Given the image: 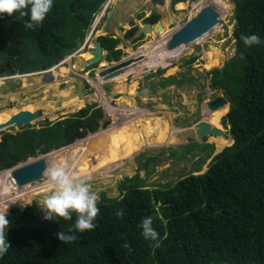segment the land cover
<instances>
[{
  "label": "trees",
  "instance_id": "16d2710c",
  "mask_svg": "<svg viewBox=\"0 0 264 264\" xmlns=\"http://www.w3.org/2000/svg\"><path fill=\"white\" fill-rule=\"evenodd\" d=\"M230 1L234 5V54L222 74L214 73L211 86L226 94L231 87V105L226 115L220 117L224 116L221 125L228 129L232 144L226 147L230 141H225V148L211 159L204 174L195 175L200 171L196 168L172 186L148 188L138 175L123 179L117 197L100 195L96 202L99 209L94 221L96 227L90 231L69 233L75 214L69 220L58 218L52 222L44 220L32 206L23 212L12 209L7 216L9 224L5 234L10 247L0 257V264H264V45L245 47L240 39L242 35L255 34L264 40V0ZM104 2L53 0L50 12L34 31L23 27L27 16L13 19L4 14L0 18V77L4 76L6 67L21 76L46 71L74 53ZM184 3L185 0H172L171 8L174 10ZM158 19V14H152L145 22ZM159 25L162 32L164 25ZM155 26L148 31L151 36ZM98 41L104 50L114 49L119 43L110 36L99 37ZM154 44L161 46L160 41ZM120 54V51L113 52V59L117 60ZM106 61L110 58L106 57ZM174 72V68H169L165 76ZM120 79L116 77L114 81L120 82ZM174 82L177 80H166L160 87ZM73 98L63 107L78 105L80 109V99ZM125 100L126 106L133 105L131 97ZM36 105L26 109L37 113ZM39 105L49 114L50 103ZM14 113H0V121ZM101 117V110L91 105L54 123L44 121V126L38 129L27 125L15 134L1 133L0 171L36 157L37 151L46 154L71 144L87 132H95ZM83 146H71L69 150ZM208 148L204 159H199L201 165L212 157L213 146H196L204 151ZM178 149L189 154L192 148L180 146ZM147 162L151 159L143 164ZM79 172L87 173L88 169ZM3 173L0 175L5 182L0 181V189L13 184ZM95 173L98 176L101 170ZM27 188L0 199V207L6 208L5 205L26 195ZM37 192L47 193V186ZM30 198L12 205H27ZM119 209H123V216L118 219L115 213ZM148 216L153 217L159 247H151L141 236L138 225ZM58 232L74 234L76 240L61 242Z\"/></svg>",
  "mask_w": 264,
  "mask_h": 264
},
{
  "label": "rangeland",
  "instance_id": "374dc122",
  "mask_svg": "<svg viewBox=\"0 0 264 264\" xmlns=\"http://www.w3.org/2000/svg\"><path fill=\"white\" fill-rule=\"evenodd\" d=\"M115 1L116 0H113V2ZM186 1L190 5L189 7H184V5L181 4L185 9L180 10L176 7V9L172 11L169 5L167 7H164L163 5H159L157 7L156 4L150 3L145 8L140 7L139 3L143 2V0H140L137 2V5H139L135 8L137 9V19L148 14V12H156L160 16L158 22L164 25L163 31L155 32L153 30V36L146 33L134 45H128L130 37L128 31L124 35V30H127V27H117V33L113 34L117 37L116 40L119 42L122 41L121 44H119L120 46L116 47V49L121 50L119 61L127 59L129 55H136L137 49L139 50L140 48H142L140 50V54L145 56L146 59L154 54L147 64L148 67L152 68V73L150 75H146V68H143L139 74L135 73L137 76L129 75L126 77L127 79L124 77V82H121L122 85L120 82H114L111 79L107 82H101L98 80L96 75L97 72L101 71L105 65H107V63L102 62L101 60L100 64L97 66L88 67V71H86L87 69L84 71L82 69V64L87 61V58L88 60L91 58L89 52L86 51L87 48H84L81 52H74L68 55L66 59L63 60V64H60L62 62L61 61L58 65L53 67L51 71H42L38 74L30 76L0 78V113L9 111H14L16 113L19 110H28L31 106L40 103H50L52 106L53 110H51L49 114L43 115V119H39L31 124H28L31 128L38 129L42 125L44 126V121L54 123L57 120H61L62 118L72 115L78 110L91 105H94L95 107H98L99 105L104 111L106 120L109 119L107 116L108 112L105 111L108 110V106L113 110L111 114L114 117L111 124L107 123L104 125L103 123L105 120L102 116L101 119H98L99 128L95 132L75 139L74 142L69 144V146L67 145L64 152H58L50 155V153L54 151L51 150L48 153L50 155L49 157H40L46 161V169L43 172L42 179L36 182L28 183L21 187L9 184L6 185L5 188H1L0 199H5L10 195L22 193V188L28 186L26 189V195L8 205H5L8 208L10 207V213L12 212V208H16L15 205H12L13 203L27 199L30 196L31 198L26 206H32L41 211V208L43 207V199L46 197L48 192L42 194L37 191H40L43 186H47L44 174L46 175L47 168L49 166L56 164L58 161H63L67 170L75 172L77 176L82 173H78L79 170L88 169V172H83L82 175L89 180L85 177L82 178L86 179V182L91 185V190L97 194V201L99 200L101 194H105L108 198L117 197L119 194L118 187L120 182H122L125 178L133 177L135 175H138V177L144 181V185H147L149 188H155L156 185L169 184L172 186L175 182L179 181L181 177H184L192 171H196V168L200 169V171L195 175L205 173L211 159L204 161V164L202 163V165L199 159H204L206 152H208L209 149H206L205 151L192 150L193 152L191 151L189 154L179 152L178 147L181 144H186L184 134L179 131L182 129H190L197 125L198 121L202 120V104L205 101L208 92L213 91L209 89L211 87V76L219 68L223 69L225 64L234 54V40L232 39L234 5L230 0ZM224 4H226V6H224ZM207 5L212 6L218 13L219 18L217 29H215V27L206 35L197 39L194 42L195 44H188L186 50H184L181 55H179V53L177 58L166 61V63L173 62L176 65L174 73L167 76H165L166 74H164V76H160L159 73H154V63L156 60H159V55L157 54L164 52L163 50L160 51L161 47L165 49V46H156L154 43L160 41V44H166L164 41L168 40L173 32L181 28L182 25L191 17L195 16L200 8ZM127 6L131 7L132 2H127L125 7ZM183 7H181V9ZM109 10L110 9L107 10V13H109ZM132 13L136 12H134V10L128 11L124 17H128ZM139 21H137L138 26L140 25ZM115 22L116 21L113 23ZM102 27L103 21L100 22L98 26L97 31L99 32L94 34L91 39L98 35H105L102 32ZM111 30L112 26L109 24L108 32H111ZM88 31L86 32L85 37H87V34L89 33ZM141 31L142 29L140 28L139 32ZM206 44L213 45L218 48V50H208ZM123 47L128 48L126 53L125 50H123ZM176 52L177 50H173L172 54ZM191 54L196 57L190 65H186V60ZM174 55L175 54H173L171 58H173ZM165 64L162 63V65ZM142 65L144 64H141L140 66ZM177 67H179L178 71ZM62 68H64V71H60ZM145 75L146 77H144ZM171 79H175L177 82L167 85L165 88H161L160 85L159 87L157 86V84ZM120 81H123V79ZM116 86L119 87L116 88ZM59 91H68V93L60 94L61 92ZM229 91H231V87H229ZM229 91L226 90L228 94L227 96L230 98ZM71 97L80 99V109H78V105H70L67 108L63 107V103L67 102ZM130 97L133 101V105L131 107L126 106L127 102L125 100ZM225 99V103H227L228 100L226 97ZM26 107H28V109H26ZM221 110L224 115L226 112L225 108L223 107ZM121 111L127 114H123L122 116L120 115ZM211 114H208L206 121L220 129L219 120H213L217 113H214L213 115ZM147 119L150 125L145 126L146 133L144 135H141L140 133L137 134V132H139V124L142 122L147 123ZM164 125H167V128H165ZM119 127H122L121 129L130 128V130L126 131L123 129V131L120 132L121 135L118 133L116 135L117 137L111 136L112 134H116L117 131H120ZM22 129H24V126L19 128L11 127L0 132V134H15L20 132ZM135 129H137V132L136 135L133 136L130 131ZM104 131L108 132L105 133ZM93 134H98L97 136L94 135L92 137L94 140H91V137H88L83 141L86 136ZM123 136H127V139L124 140L125 138H121ZM119 138H121L122 145L114 146L112 143H119ZM81 141H83L82 144L85 147L83 146L81 149H76L74 151L69 150L71 145L75 146L76 143ZM225 141H230L229 145L231 144L230 139L220 138L218 140L216 138H208L204 144H212L214 147L212 157H214L217 153L221 152L223 148H225V146L222 149L218 148L220 143H225ZM91 144H94V147H92L93 149L91 148L92 151L97 150L96 152H91V149H88L89 152H87V150L86 152H80L89 147ZM229 145H227V147ZM80 154L84 156L75 162V158L78 156L80 157ZM119 154L121 156L128 154L133 157L132 159L130 158L124 160L119 167L115 168L111 172H107L109 171L108 169L99 165V161H103L105 162V165H107V163L111 162V157ZM35 158L36 157H34V159ZM52 159H56L57 161L50 163L49 161ZM147 159H151V162H147L144 165L143 163ZM31 160H33V158H30V163L32 162ZM81 160L82 163H80ZM94 168L104 169L101 170L100 175L96 176V174L93 173L95 170ZM3 172V174L8 177L10 169L3 170ZM0 181L2 183L5 182L3 180V176L1 175ZM1 208L4 207H0V210Z\"/></svg>",
  "mask_w": 264,
  "mask_h": 264
},
{
  "label": "clouds",
  "instance_id": "9594fccd",
  "mask_svg": "<svg viewBox=\"0 0 264 264\" xmlns=\"http://www.w3.org/2000/svg\"><path fill=\"white\" fill-rule=\"evenodd\" d=\"M170 2H172V0H169V2H167V0H155V3L150 1L151 4H156L157 7L159 5H163L164 7H167ZM113 3H114L113 0H105V2L101 5L99 11L95 14V16L93 18L94 22L92 21L93 24L91 23V25H92V26L90 25L91 28L89 27V29H88L89 33L87 34V37H85V39L82 42L83 44L81 43L82 45L81 44L79 45L80 48L77 49L75 51V53L81 52V50H83L84 48H87L86 51L89 52V54H90L91 50L94 49L93 40H97L98 41L99 37H107V36L112 37L113 36L112 37L113 39L117 38V37H115L113 35L114 33H111L112 36L110 34H106L105 30H103V27H102V32L105 35L104 36L98 35L95 38L91 39L94 34L99 32V31H97V29H98V26H99L100 22L103 21V26H104V22H106V25H107L108 16H110V12H111V10L113 8L112 7ZM52 5H53V0H0V18H2L4 14H7L9 17H12L13 19H21V18L27 16L28 19L23 21V27L26 30L34 31L41 25V23L45 19L46 15L50 12V10L52 8ZM183 5H184V7H186V6L189 7L190 6L189 3L186 0H185V3ZM25 9L27 11H25ZM108 9H110L109 13H107ZM183 9H185V8H182L180 10H183ZM171 10L174 11L175 9L173 10L171 8ZM14 13H16L17 15L14 16L13 15ZM156 14H158V13H156ZM146 19L147 18L142 17L141 20L139 21L140 22V25H139L140 27L138 25H136L133 29L128 31V33H130L132 30H134V32H131L132 34L130 35L129 39L132 38V36L138 32L139 28H141L145 24H152V26H154V24L156 25V23L159 20L158 19L155 22H145ZM106 25H105V29H106ZM216 26H218V24ZM155 28H156V26H155ZM144 35L145 34H140L139 37L136 38L137 39L136 41L140 40V38L143 37ZM240 39H241V41H242V43L244 44L245 47L256 46V45H264V40H261L255 34H251V35H247V36L242 35L240 37ZM121 42L122 41H120L116 45V47L120 46L119 44H121ZM116 47L114 49H110V50H112V54L115 51H120V53H121V50L120 49H116ZM141 49L142 48H140L139 50L137 49V54L136 55H129L127 57V59H124V61H126V60H134V61L129 66L121 69V72L124 71L126 68H129V69L131 67L132 68L133 67L136 68L137 67V66H135L136 64L140 65L141 61L147 60L142 54H140V50ZM106 51H108V50L102 49V52H101V56H102L101 60H102V62H106L107 63V65H105V67L103 69H105V68H107V67H109V66H111L113 64H116V63H118L120 61H123V60L119 61V58H120L121 54H120L119 58L117 60H115V59H113V56H112V58H110L109 56L105 55ZM138 55H141L144 58V60H141V61L137 62V56ZM106 57L110 58L109 62L106 61ZM91 58H92V56H91ZM64 59H66V57ZM159 59H160V57H159ZM63 60H62L61 63L60 62L59 63L63 64L64 63ZM101 60L99 61V63H97V64H95L93 66L95 67L98 64H100ZM88 61L89 60H87L85 63H87ZM189 61H192V60H189ZM189 61H186L185 64H190V63H188ZM166 65H167L166 67L162 66V67L153 69V70H155L154 73H159L160 76H164V74L162 75L160 73V70L164 69L167 72V70L170 67L176 68V65L173 62L166 63ZM55 66H53V67H55ZM88 67H91V66H87L83 70L85 71ZM94 67H92V68H94ZM52 68L49 69V70L51 71ZM92 68H89V69H92ZM178 69H179V67H177V71H178ZM49 70H46V71H49ZM86 71H88V69ZM99 72H97V75H96L98 78H99V76H98ZM121 72L118 75H120ZM217 72H218V70H217ZM222 72H223V69H222ZM38 73H40V72H38ZM38 73L29 74V75H22V76H30V75H35V74H38ZM151 73H152V71L150 69L146 68L145 74L146 75H150ZM137 74L130 73L129 75L137 76ZM146 75L144 77H146ZM20 76L21 75H15L14 74L13 76H10V77L3 76V78H14V77H20ZM116 77H114V78H116ZM126 77L127 76H125V78ZM144 77H143V79H144ZM0 78H2V77H0ZM114 78H112V79H114ZM101 79H103V78H101ZM108 80H110V79H108ZM108 80H106V81H108ZM103 82H105V80ZM159 85L160 84H157L158 87H159ZM218 91L220 93H219L218 97L215 98V99H219V100H222V101L225 102V100H226L225 97H226L228 102L225 103V105H223L221 108H223L224 106L227 105V107H228L227 111H228V109H229V107L231 105V104L229 105V97H227V94L225 93L224 90L219 89ZM223 93H224V95H223ZM210 94H211V92L209 91L207 97L205 98V101L202 104V112H201L202 120L198 121V126L195 129H193V127H192L190 129H182L181 130V133H183V134L185 132H192L193 133L192 137L191 136H187L186 137L184 135L185 136V140H186V144L185 145H182V144L180 145V146H188V147L190 146V148H192L190 150V152L192 150H201V149H196V146L208 145V144H202V143L198 144L197 142H193L192 140L195 139V138H196V141H198V142H201L202 139H204L205 137H208V136L210 137V139L222 138V137H215L213 135H207V136L203 137L202 139H198L197 134H196L197 129H198V127L201 124H205L207 126L211 125V124H209L206 121L208 114H211L212 112H214V111H211L210 108H209V105L213 101V100L210 99ZM97 108L101 110L102 116L104 117L105 121H104L103 124L104 125L107 124V123L109 124L110 120L109 119H107V120L105 119V115H104L103 109L99 105H98V107L97 106L95 107V109H97ZM107 109L108 110H105L106 112H110L112 110L108 106H107ZM219 109H217V110H219ZM81 110L82 109L78 110L77 112H79ZM123 114H124V112L121 111L120 115L123 116ZM222 118L219 120V127H220V130L225 134V138H223V139H230L228 137V135H227L228 129L221 125ZM210 127H212V126H210ZM88 134H90V132H87V135ZM231 144H232V141H231ZM209 145L212 146V144H209ZM66 147H67V145L63 146V147H60L59 149H56L54 151H57V150H60L62 148H66ZM181 152H183V150H181ZM213 152H214V147H213ZM46 154H48V153H46ZM212 158L213 157H211L210 159H212ZM24 162H22V163H24ZM14 167H16V165L11 167V168H9V169H12ZM0 172L2 173L3 171H0ZM46 182H47L48 194L43 199V207L41 208V210L44 213V215H43V219L44 220H48V221H52V222H57L58 218H63L64 220H69V219H71L72 215L75 214L76 215V219H75L74 224L69 228V233H72L73 230H75V232L90 231V230H93L96 227L94 221H95V219L97 217V214L99 212V209H98L97 204H96L98 197H97V194L94 191L91 190V185L88 182H86L85 178H81V177L77 176L75 174V172L68 171L66 166L64 165L63 161H58L56 164H54L52 166H49L47 168ZM145 186H147V185H145ZM26 207L27 206H24V209ZM12 209H14V208H12ZM12 209H11V211H12ZM10 214H11L10 210L7 213V208L4 209V210H0V257H3L4 254L8 251V249L10 247L9 242H8V240H6V235H5L6 234V230L8 229V224H9L7 216L10 215ZM115 215H116V217L118 219L121 218L123 216V209L117 210ZM152 225H153V217L148 216V217L143 218L140 221L138 227L142 230L141 231V236L143 237V239L145 241H148L151 247L155 248V247H159L160 240L158 239V233L154 230ZM57 237H58V239L61 242H64V243H71V242L76 240V235H74V234H66L64 232H58L57 233ZM125 247H127V244H125Z\"/></svg>",
  "mask_w": 264,
  "mask_h": 264
},
{
  "label": "water",
  "instance_id": "95a60500",
  "mask_svg": "<svg viewBox=\"0 0 264 264\" xmlns=\"http://www.w3.org/2000/svg\"><path fill=\"white\" fill-rule=\"evenodd\" d=\"M110 16H108L109 19ZM218 13L215 11V9L212 6H205L199 10V12L196 13L195 16L191 17L189 20H187L181 28H179L176 32H174L170 38L167 40V44L165 45V50L172 51L173 49H176L180 46H186L190 43H193L195 40L201 38L203 35L207 34L211 29L216 27L218 24ZM106 22H104L103 30H105ZM152 27V24H145L143 26L142 32H138L132 36V39H136L139 34H146L148 31H150ZM161 26L159 23H156V29L155 32H160ZM94 49L91 50L90 54L92 58L87 62L82 64V69L86 68L87 66H93L101 60V52L102 48L100 46V43L97 40H93ZM107 56L112 58V50H108L105 52ZM144 60V58L141 55L137 56V62ZM134 60H126V61H120L116 64H113L103 70H101L98 73L99 78H103V80H108L116 77L120 72L121 69L129 66ZM160 73L163 75L166 73L164 69L160 70ZM218 73H222V69H218ZM14 73L11 71L9 67L5 68L4 76L10 77L13 76ZM223 105H225V102L219 99H215L211 102L209 105V108L211 111H215L219 108H221ZM39 119H43V116H41L38 113L30 112L28 110H19L11 117L3 122L0 123V132L11 128V127H23L25 125L31 124L32 122H35ZM99 121V120H98ZM197 137L198 139H202L203 137L207 135H213L215 137H222L225 138V134L218 128L210 127L205 124H201L197 129ZM184 135L187 136H193L192 132H185ZM46 154L41 153L40 151H37L36 158L31 160L30 159L25 161L24 163L18 164L16 167L10 169L9 178L10 181L13 182V184L16 187L24 186L31 182H36L40 179H42L43 172L46 169L45 160L41 159L40 157H45ZM39 160V161H37ZM34 161V162H33ZM1 173V172H0ZM20 212L24 211V207L18 208ZM40 216H43L44 213L41 210L39 212Z\"/></svg>",
  "mask_w": 264,
  "mask_h": 264
},
{
  "label": "bare ground",
  "instance_id": "6f19581e",
  "mask_svg": "<svg viewBox=\"0 0 264 264\" xmlns=\"http://www.w3.org/2000/svg\"><path fill=\"white\" fill-rule=\"evenodd\" d=\"M132 2V1H131ZM200 2V1H199ZM145 5V4H144ZM120 6V5H119ZM224 6H226V4H224ZM181 7H183V5H181V4H179V5H177V8L178 9H181ZM117 8V7H116ZM184 8V7H183ZM126 9V8H125ZM113 11V10H112ZM223 11V10H222ZM123 12V11H122ZM113 13V12H112ZM126 13V12H125ZM128 13V12H127ZM120 15V14H119ZM124 15V14H123ZM114 17V16H113ZM126 20V19H125ZM124 21V20H123ZM123 23V22H122ZM142 32V31H141ZM149 34V33H148ZM167 41V40H166ZM166 41H164L165 43H166ZM167 44V43H166ZM166 44H164V43H162L161 45L162 46H165ZM161 47V46H160ZM186 48H187V46H180V47H178V48H176V49H173V50H177V52L176 53H173V54H175L174 55V57L173 58H171L172 57V51H167V50H165L164 51V48L163 47H161V49H160V51L161 50H163L164 52L163 53H159V54H157V55H159L160 56V54H161V60L159 59V57H158V59L159 60H156L155 61V63H154V69H156V68H159V67H162V66H164V67H166L167 65L165 64V65H162V63H166V61L167 60H169V59H174V58H177V55L179 54V55H181L182 53H183V51L184 50H186ZM217 50L216 49V47H214V48H209L208 50ZM165 54V55H164ZM154 54H152L151 56H149L148 57V59L147 60H144V61H141L140 62V65L141 64H144V65H142V66H140L139 64H136L135 66H137L136 68H126L124 71H122L121 72V74L123 75V78L125 77V76H128L130 73H138L139 74V72H141L142 71V69L143 68H147V69H150V70H152V68H150V67H148L147 66V64H148V62H149V60L151 59V57L153 56ZM145 57V56H144ZM146 58V57H145ZM69 68V67H68ZM72 72V71H71ZM20 77H22V76H20ZM140 79V78H139ZM98 80H100V81H104L103 79H101V78H98ZM112 81H114V79H111ZM105 82H107V81H105ZM115 82V81H114ZM120 84H121V82H120ZM122 85V84H121ZM119 86H116V88H118ZM121 87V86H120ZM132 87H133V85H132ZM114 88H115V86H114ZM103 97V96H102ZM73 97H71L66 103H70V102H72L73 101ZM64 104V103H63ZM36 107H38V110H37V113L38 114H40L41 116H43V114H45L46 115V113H44L43 112V108H41L40 107V105L39 104H37L36 105ZM224 108H225V111H227V106H224ZM51 110H53L52 109V107H51V109H49L47 112H50ZM222 110H221V108L219 109V110H216V111H214V112H212L213 114L214 113H217L218 114V116L220 115H223V113L221 112ZM55 112V111H54ZM124 114H127V113H125L124 112ZM129 114V113H128ZM11 116H10V114H8L7 116H5V118H4V120H2V121H0V123H3V122H5V121H7L9 118H10ZM139 120H141V119H139ZM216 120V119H215ZM124 125V124H123ZM138 125V124H137ZM147 125H150L149 124V121H148V119H147V123H141V124H139V132H137V129H135V130H132V131H130V133L131 134H133V136L134 135H136V132H137V134H145L146 133V128H145V126H147ZM163 126V125H162ZM167 125H164V127L165 128H167L166 127ZM212 127H215V128H217L215 125H212ZM122 127H119V129H120V131H117V133L116 134H112L111 136H116L118 133H119V135H121L120 134V132L121 131H123V129H125V128H123V129H121ZM162 128V127H161ZM163 129V128H162ZM219 129V128H218ZM126 131L127 130H130V128H126L125 129ZM170 130V129H169ZM101 132V131H100ZM99 132V133H100ZM105 133H107L108 131H104ZM179 132H181V131H179ZM98 133V134H99ZM112 133V132H111ZM98 134H93V135H89V136H86L84 139H83V141L85 140V139H87L88 137H91V140H94V139H92V137L94 136V135H98ZM141 135H139V136H141ZM170 136V135H169ZM169 136H168V138H169ZM117 137V136H116ZM127 136H123V137H121V138H125L124 140H126L127 138H126ZM143 137V136H142ZM142 137H140V138H142ZM170 137H172V136H170ZM121 138H119V140H120V142L119 143H117V142H113L112 144H114V146H120V145H122V141H121ZM167 139V138H166ZM217 140L219 139V138H216ZM220 139H223V138H220ZM115 140V139H114ZM116 140H118V139H116ZM128 140H130V139H128ZM83 141H81V142H79V143H76L75 145L78 147L79 145H82L81 143L83 142ZM166 141H170V140H166ZM125 142V141H124ZM165 142V141H164ZM216 142V141H215ZM116 143V144H115ZM217 143V142H216ZM216 143H214V144H216ZM96 144V143H95ZM111 144V145H112ZM124 144V143H123ZM94 144H91L89 147H87V148H85V149H83L82 151H80V152H86V150H87V152H89L88 151V149H91L92 147H94L93 146ZM225 145V143H220V146H218V147H223ZM72 146V145H71ZM67 148V147H66ZM62 149H64V148H62ZM93 149V148H92ZM92 149H91V152H96V151H92ZM61 150V149H60ZM57 151H59V150H57ZM57 151H53V152H51V153H55V152H57ZM113 151V150H112ZM135 151V150H134ZM140 151V150H139ZM139 151H136V152H139ZM107 152H108V150H107ZM50 153V154H51ZM47 155H49V154H47ZM46 155V156H47ZM84 155H85V153H84ZM84 155H81L80 154V157L78 156V157H76L75 158V162L77 161V160H79L80 158H82ZM131 155V154H130ZM64 156H65V154H64ZM132 157L133 156H129L128 154H125V155H116V156H113V157H111L110 158V160H111V162L110 163H107V165H105V162H103V161H99L100 163H99V165L100 166H104L106 169H108L109 171H107V172H111V171H113L115 168H117V167H119L121 164H122V162L124 161V160H127V159H132ZM58 158V157H57ZM97 158V157H96ZM90 159V158H89ZM108 159V158H107ZM106 159V160H107ZM52 160H56V159H52ZM52 160L51 161H49L50 163H52ZM80 163H82V160L80 161ZM87 169V168H86ZM85 169V170H86ZM95 170L93 171V173H95L96 172V170H102V169H104V168H94ZM8 171V170H7ZM96 174V173H95ZM79 176H83L82 175V173H80L79 174ZM15 203H17V202H15ZM15 203H13V204H15ZM24 206H26V204H18L17 206H16V208H22V207H24ZM7 208V213L9 212V209H10V207L8 208V207H6ZM6 208H1V210H4V209H6Z\"/></svg>",
  "mask_w": 264,
  "mask_h": 264
},
{
  "label": "crops",
  "instance_id": "0c3cea01",
  "mask_svg": "<svg viewBox=\"0 0 264 264\" xmlns=\"http://www.w3.org/2000/svg\"><path fill=\"white\" fill-rule=\"evenodd\" d=\"M132 1V6L131 7H125L127 2H131ZM140 0H116L113 5H112V10L110 12V17L108 19V25L110 24L112 26V30L114 32V34L117 33V27H127L131 24H134V27L137 25V21L141 20V18L137 19V6L140 4V7H146L150 4V1L152 0H143L142 3H139L137 5V2H139ZM153 3H155V1H152ZM167 2H169V0H167ZM145 4V5H144ZM120 5V6H119ZM117 7V8H116ZM126 8V9H125ZM136 13H132L130 14L128 17H124V15L128 12V11H133ZM124 11V12H122ZM113 12V13H112ZM126 12V13H125ZM120 14V15H119ZM124 14V15H123ZM114 16V17H113ZM159 16V15H158ZM160 17V16H159ZM126 19V20H125ZM125 20V21H123ZM114 21H116L115 23H113ZM123 22V23H122ZM126 24V25H125ZM140 27V26H139ZM140 30V28H139ZM140 35V34H139ZM139 35L137 36V38L139 37ZM137 39H132L130 38L128 41V45L133 44ZM165 51V49H164ZM138 118V117H137ZM139 120V119H137ZM143 120V119H142ZM145 121V119H144Z\"/></svg>",
  "mask_w": 264,
  "mask_h": 264
},
{
  "label": "flooded vegetation",
  "instance_id": "af4514ba",
  "mask_svg": "<svg viewBox=\"0 0 264 264\" xmlns=\"http://www.w3.org/2000/svg\"><path fill=\"white\" fill-rule=\"evenodd\" d=\"M152 1H155V0H152ZM169 7H171V2L169 3ZM152 11V10H151ZM152 14H156V12H148V14H146V15H143L142 17H144V18H148V17H150ZM108 28H109V25H108V22H107V25H106V29H105V33L106 34H111V33H114L113 32V30H111V32H108ZM122 28V27H121ZM134 28V24H131V25H129L128 26V28H127V30H124V35H125V33L127 32V31H129V30H131V29H133ZM168 29V28H167ZM215 29H217V26H216V28ZM112 36V35H111ZM113 37V36H112ZM137 41H135L134 43H136ZM134 43L133 44H131V45H134ZM192 44H195V43H192ZM206 47L209 49V48H214V46L213 45H207L206 44ZM128 48L126 47H123V50H125V53H126V50H127ZM217 50H218V48H216ZM196 56L195 55H193V54H191V55H189L188 56V58H187V60L186 61H189V60H194V58H195ZM87 60H88V58H87ZM191 64V63H190ZM190 64H186V65H190ZM118 77H121V79L120 80H122L123 79V81H120V82H124V78H123V75L121 74L120 76H118ZM214 77V74L211 76V78H213ZM211 82H212V80H211ZM210 85H211V83H210ZM209 85V86H210ZM209 89H211V90H213V91H211V94H210V99L211 100H214L215 98H217L218 97V95H219V88H215V87H210ZM211 115H213V113L211 114ZM215 119H216V121L217 120H220V115L218 116L217 114L215 115V118L213 119L214 121H215ZM198 126V124L197 125H195V126H193V129H195L196 127ZM210 126H212V125H210ZM208 138H210L209 136L208 137H205L204 139H202L201 140V143L202 144H204V142L208 139ZM193 142H197L198 144L200 143V142H198V141H196V138L195 139H193L192 140ZM44 178H46V175L44 174Z\"/></svg>",
  "mask_w": 264,
  "mask_h": 264
},
{
  "label": "built area",
  "instance_id": "2783aa9c",
  "mask_svg": "<svg viewBox=\"0 0 264 264\" xmlns=\"http://www.w3.org/2000/svg\"><path fill=\"white\" fill-rule=\"evenodd\" d=\"M112 111L113 110H111L110 112H108V118H109V120H110V123H112L113 122V120H114V117H113V115L111 114L112 113Z\"/></svg>",
  "mask_w": 264,
  "mask_h": 264
}]
</instances>
